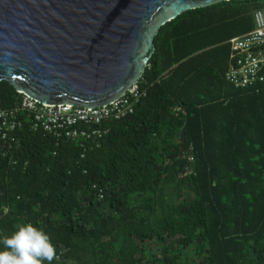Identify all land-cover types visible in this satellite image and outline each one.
I'll list each match as a JSON object with an SVG mask.
<instances>
[{
  "label": "trees",
  "instance_id": "1",
  "mask_svg": "<svg viewBox=\"0 0 264 264\" xmlns=\"http://www.w3.org/2000/svg\"><path fill=\"white\" fill-rule=\"evenodd\" d=\"M263 9L221 2L163 26L146 96L98 126L99 148L22 120L0 147V251L30 223L54 245L51 264H264V83L224 79L229 41ZM22 99L0 81V109Z\"/></svg>",
  "mask_w": 264,
  "mask_h": 264
},
{
  "label": "water",
  "instance_id": "2",
  "mask_svg": "<svg viewBox=\"0 0 264 264\" xmlns=\"http://www.w3.org/2000/svg\"><path fill=\"white\" fill-rule=\"evenodd\" d=\"M230 1L0 0V81L41 105L108 106L138 85L163 26Z\"/></svg>",
  "mask_w": 264,
  "mask_h": 264
},
{
  "label": "built area",
  "instance_id": "3",
  "mask_svg": "<svg viewBox=\"0 0 264 264\" xmlns=\"http://www.w3.org/2000/svg\"><path fill=\"white\" fill-rule=\"evenodd\" d=\"M253 25L252 31L229 41V67L224 79L234 89H249L264 83V9L254 13ZM145 96V91L136 85L121 99L90 110L68 105H41L23 96L19 107L0 109V147L16 142L13 134L22 128L25 119L35 132L51 135L56 140L76 142L82 147L89 144L91 149L99 148L98 140L106 132L98 126L131 115Z\"/></svg>",
  "mask_w": 264,
  "mask_h": 264
},
{
  "label": "clouds",
  "instance_id": "4",
  "mask_svg": "<svg viewBox=\"0 0 264 264\" xmlns=\"http://www.w3.org/2000/svg\"><path fill=\"white\" fill-rule=\"evenodd\" d=\"M5 251H0V264H48L56 258L50 238L32 224L20 226L3 239Z\"/></svg>",
  "mask_w": 264,
  "mask_h": 264
}]
</instances>
